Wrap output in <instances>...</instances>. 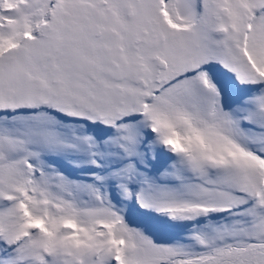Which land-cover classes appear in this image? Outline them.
<instances>
[{"label": "snow or ice", "instance_id": "snow-or-ice-1", "mask_svg": "<svg viewBox=\"0 0 264 264\" xmlns=\"http://www.w3.org/2000/svg\"><path fill=\"white\" fill-rule=\"evenodd\" d=\"M0 264H264V0H0Z\"/></svg>", "mask_w": 264, "mask_h": 264}]
</instances>
